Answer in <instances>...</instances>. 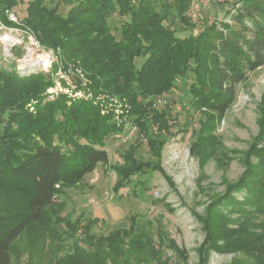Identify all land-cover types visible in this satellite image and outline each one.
<instances>
[{
  "label": "trees",
  "instance_id": "obj_1",
  "mask_svg": "<svg viewBox=\"0 0 264 264\" xmlns=\"http://www.w3.org/2000/svg\"><path fill=\"white\" fill-rule=\"evenodd\" d=\"M24 1L23 26L59 52L66 71L76 70L77 90L93 94L68 98L59 93L37 106L53 78L0 65V108H19L10 115L9 130L0 132V264H187V251L163 220L157 219L154 228L152 220L142 224L133 217L127 227L97 234L91 220L81 225L61 214L57 193L60 186L79 184L99 163H109L106 140L122 130L112 99L147 136L153 122L173 133L166 111L159 112L154 100L174 89L179 77L189 76L192 104L210 113L209 119L224 116L237 98V84L264 64V0H237L227 12L235 24L213 20L202 29L188 15L191 0H66L65 12L48 0H0L1 19L14 24L7 10ZM116 14L118 23L112 20ZM177 21L198 31L180 36ZM248 29L250 35L244 33ZM52 67L57 71L59 63ZM33 98L36 115L24 108ZM259 126L242 174L212 196L202 215L195 213L205 233L197 264H209L212 252L242 255L222 264H264V95ZM25 133L33 138L20 143ZM156 138L150 150L159 160L167 137ZM208 139L197 140L193 151L211 145ZM138 148L130 144L123 162L113 164L115 191L147 170L149 161L136 155ZM154 168L161 169L158 163ZM64 235L72 242L61 251ZM164 247L179 260L170 263Z\"/></svg>",
  "mask_w": 264,
  "mask_h": 264
},
{
  "label": "rangeland",
  "instance_id": "obj_2",
  "mask_svg": "<svg viewBox=\"0 0 264 264\" xmlns=\"http://www.w3.org/2000/svg\"><path fill=\"white\" fill-rule=\"evenodd\" d=\"M47 2L51 6L58 5L62 12L67 11L70 6L66 0ZM235 2L237 0H191L188 15L192 17V13L196 14L195 23L198 29L213 20L235 24L227 15L228 10L234 8ZM26 7L27 2L24 1L13 11L7 10L9 18L12 13L17 17L16 20L10 18L14 24L5 23L0 17V65L14 66L20 74L26 75L43 71L53 78L54 85L46 88L37 106L55 99L59 93L66 94L68 98L92 97L93 93L77 90L76 70L71 69L69 72L62 67L59 52L43 46L35 35L23 26L27 16ZM112 20L118 23L120 16L116 14ZM247 21L251 25V22ZM174 26L178 32H182L179 33L180 36H188L193 31H198L184 28L178 21ZM244 33L250 35L251 31L248 29ZM5 35L10 38L5 40ZM41 53L47 55V65L38 59L41 58ZM56 61L59 67L54 71L52 66ZM141 62L142 58L137 59L138 65ZM79 73L84 83L87 79L80 70ZM64 81L68 85H65ZM190 83L189 76H181L174 89L155 97L154 105L159 112L166 111L167 125L173 133L165 126L162 127L159 122H153L150 126L151 132L147 136L132 117L120 109L121 103L117 99L109 102L116 105L114 117L122 128L120 133L113 134L106 140L110 161L108 164L99 163L79 184L59 187L57 199L63 207L62 215L68 214L72 222L79 220L81 225L91 220L93 232L104 235L114 229L129 226L133 217L142 224H149L148 220H152L154 228L157 219H161L169 235L187 251V264H197V248L203 242L205 233L195 213L202 215L212 196L222 194L227 183L238 179L245 169L248 151L260 129L264 64L248 72L247 78L237 84L236 100L224 116L214 120L209 119L212 115L206 110L196 108L192 104ZM37 103V99L33 98L24 108L36 115ZM18 109L16 105L0 108V132L9 130L7 125L10 115ZM13 127L17 128V125L13 124ZM160 135L167 138L161 147L162 155L158 160L153 159L150 140L158 139L156 137ZM32 138L33 135L30 137L25 133L23 141L19 142L31 141ZM206 138H209L207 142L211 145L198 153L194 152L195 142ZM132 143L139 144L136 155L149 161L148 168L137 173L127 186L115 191L113 186L117 175L113 164L123 162V154ZM157 163L161 167L160 170L154 168ZM261 219L264 220V216L260 217ZM62 225L64 230H67V223ZM64 238L66 239L63 240L61 251L64 248L68 250L72 242L71 237L64 235ZM155 238L157 239L156 233ZM25 241L28 242V238L21 239L17 245L22 247ZM59 244L58 242V248ZM54 246L58 250L56 244ZM61 251L59 255H62ZM163 252L165 257L169 256L170 263L179 260L177 253L171 248L164 247ZM24 255L26 256V252ZM235 256L242 257L238 253L212 252L209 264L230 262Z\"/></svg>",
  "mask_w": 264,
  "mask_h": 264
},
{
  "label": "bare ground",
  "instance_id": "obj_3",
  "mask_svg": "<svg viewBox=\"0 0 264 264\" xmlns=\"http://www.w3.org/2000/svg\"><path fill=\"white\" fill-rule=\"evenodd\" d=\"M8 38H10V36H8V35H5V37H4V39L5 40H7ZM39 57H41V58H38L40 61H42L45 65H47L48 64V57H47V55L46 54H40V56Z\"/></svg>",
  "mask_w": 264,
  "mask_h": 264
},
{
  "label": "built area",
  "instance_id": "obj_4",
  "mask_svg": "<svg viewBox=\"0 0 264 264\" xmlns=\"http://www.w3.org/2000/svg\"><path fill=\"white\" fill-rule=\"evenodd\" d=\"M192 15V17L191 18H193L192 20L195 22V19H196V14H191ZM10 18L11 19H13V20H16L17 19V17L16 16H14V14L12 13V14H10Z\"/></svg>",
  "mask_w": 264,
  "mask_h": 264
}]
</instances>
